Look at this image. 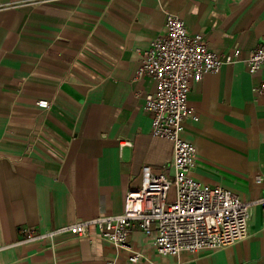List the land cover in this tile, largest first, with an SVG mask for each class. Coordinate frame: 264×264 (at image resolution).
I'll list each match as a JSON object with an SVG mask.
<instances>
[{
    "label": "crops",
    "instance_id": "obj_1",
    "mask_svg": "<svg viewBox=\"0 0 264 264\" xmlns=\"http://www.w3.org/2000/svg\"><path fill=\"white\" fill-rule=\"evenodd\" d=\"M168 11L219 56L239 50L191 82L182 136L196 146L192 176L252 202L251 219L244 239L180 255L135 228L136 264H264V70L245 64L264 36V0H0V264H130L93 227L35 241L20 227L45 234L118 214L144 165L172 175L173 144L151 134L145 109L155 81L137 77Z\"/></svg>",
    "mask_w": 264,
    "mask_h": 264
},
{
    "label": "built area",
    "instance_id": "obj_2",
    "mask_svg": "<svg viewBox=\"0 0 264 264\" xmlns=\"http://www.w3.org/2000/svg\"><path fill=\"white\" fill-rule=\"evenodd\" d=\"M238 57L239 50L227 56L214 53L202 34L189 33L176 13L166 12L163 33L140 54L137 77L147 76L155 81L154 92L145 98V109L152 115L151 134L173 144L172 175L154 172L151 166L144 165L141 183L127 191L120 213L81 220L45 234L21 226L24 240L54 239L64 234L88 237L93 227L98 238L128 251V262L136 264L141 254L129 245L135 228L162 255L220 249L248 236L252 202L242 201L229 189L194 178L191 172L196 165V146L182 136L183 123L193 111L188 106L191 82H199L206 73L218 72L224 63ZM245 64L251 74L264 70V36ZM257 91L264 95V79ZM37 105L49 107L45 101ZM193 118L197 120L196 116ZM256 203L264 216V191Z\"/></svg>",
    "mask_w": 264,
    "mask_h": 264
}]
</instances>
